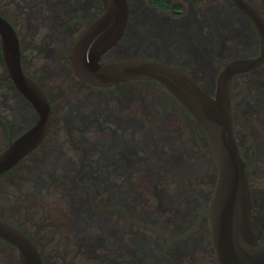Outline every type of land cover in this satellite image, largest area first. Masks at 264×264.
Masks as SVG:
<instances>
[{
	"label": "flooded vegetation",
	"instance_id": "obj_1",
	"mask_svg": "<svg viewBox=\"0 0 264 264\" xmlns=\"http://www.w3.org/2000/svg\"><path fill=\"white\" fill-rule=\"evenodd\" d=\"M126 2V28L100 63H163L215 98L230 64L264 54V0ZM104 13L102 0H0L22 71L51 113L43 142L0 175V221L33 243L42 264H219L206 213L219 174L204 130L157 81L100 87L74 70L76 44ZM229 81L252 226L264 242V62ZM37 121L0 35V153ZM0 264H19L1 238Z\"/></svg>",
	"mask_w": 264,
	"mask_h": 264
},
{
	"label": "water",
	"instance_id": "obj_2",
	"mask_svg": "<svg viewBox=\"0 0 264 264\" xmlns=\"http://www.w3.org/2000/svg\"><path fill=\"white\" fill-rule=\"evenodd\" d=\"M104 15L84 33L72 54L76 74L100 87L135 80L162 84L194 117L211 145L219 181L210 209L206 212L219 264H264V242H259L252 226V199L245 162L236 145L230 102L232 75L246 72L264 62L238 61L230 64L219 79L211 98L184 72L146 59L100 63V57L122 36L128 20L126 0H102ZM3 53L10 77L38 114L37 123L0 153V175L34 151L50 128L49 102L40 87L22 71L17 37L0 18ZM0 238L15 246L19 264H42L33 243L14 227L0 221Z\"/></svg>",
	"mask_w": 264,
	"mask_h": 264
}]
</instances>
